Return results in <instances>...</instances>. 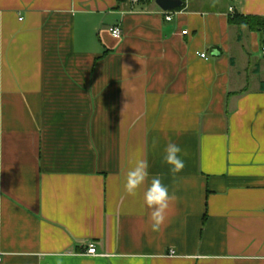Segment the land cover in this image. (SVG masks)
I'll return each mask as SVG.
<instances>
[{"label": "crops", "instance_id": "0c3cea01", "mask_svg": "<svg viewBox=\"0 0 264 264\" xmlns=\"http://www.w3.org/2000/svg\"><path fill=\"white\" fill-rule=\"evenodd\" d=\"M184 1L0 0V264H264V0Z\"/></svg>", "mask_w": 264, "mask_h": 264}, {"label": "clouds", "instance_id": "9594fccd", "mask_svg": "<svg viewBox=\"0 0 264 264\" xmlns=\"http://www.w3.org/2000/svg\"><path fill=\"white\" fill-rule=\"evenodd\" d=\"M159 141L154 138L152 148L158 150ZM182 148L169 142L163 151L162 163L169 166L172 176H176L185 168V162L181 158ZM131 167L126 173L124 190L129 196H136L138 189L145 183L149 177L148 161L139 157H133ZM176 199L174 193H170L169 187L162 182L159 174L153 175L149 186L144 191L143 200L145 206L149 209V220L152 231H159L165 224L167 212L170 204Z\"/></svg>", "mask_w": 264, "mask_h": 264}, {"label": "built area", "instance_id": "2783aa9c", "mask_svg": "<svg viewBox=\"0 0 264 264\" xmlns=\"http://www.w3.org/2000/svg\"><path fill=\"white\" fill-rule=\"evenodd\" d=\"M166 18L168 20H171L172 19V15L171 14H168L166 16ZM110 32L111 34L116 37V38H120L122 36V29L120 26H112L110 27ZM263 52H264V47L262 48ZM203 58H208V54L206 52H202L200 54ZM86 253L90 254V255H100V253L98 252L97 250V247L95 245V243L91 242L86 250ZM170 254H174V251L171 250L170 251ZM2 260V258L0 257V261Z\"/></svg>", "mask_w": 264, "mask_h": 264}, {"label": "water", "instance_id": "95a60500", "mask_svg": "<svg viewBox=\"0 0 264 264\" xmlns=\"http://www.w3.org/2000/svg\"><path fill=\"white\" fill-rule=\"evenodd\" d=\"M155 3L164 11H173L185 5L184 0H155Z\"/></svg>", "mask_w": 264, "mask_h": 264}, {"label": "trees", "instance_id": "16d2710c", "mask_svg": "<svg viewBox=\"0 0 264 264\" xmlns=\"http://www.w3.org/2000/svg\"><path fill=\"white\" fill-rule=\"evenodd\" d=\"M150 1H155V0H150ZM182 8V7H179ZM177 8V9H179ZM238 16H234L233 19H236ZM242 20L243 23H246L248 25H250V27L252 28H260V29H264V21L262 19H254L253 17H242L240 18Z\"/></svg>", "mask_w": 264, "mask_h": 264}]
</instances>
